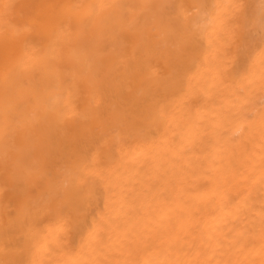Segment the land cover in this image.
I'll use <instances>...</instances> for the list:
<instances>
[{"label": "bare ground", "instance_id": "1", "mask_svg": "<svg viewBox=\"0 0 264 264\" xmlns=\"http://www.w3.org/2000/svg\"><path fill=\"white\" fill-rule=\"evenodd\" d=\"M0 264H264V0H0Z\"/></svg>", "mask_w": 264, "mask_h": 264}]
</instances>
